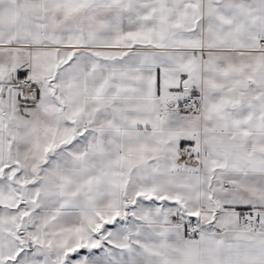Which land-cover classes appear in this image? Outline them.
I'll return each mask as SVG.
<instances>
[{
    "label": "snow or ice",
    "instance_id": "snow-or-ice-1",
    "mask_svg": "<svg viewBox=\"0 0 264 264\" xmlns=\"http://www.w3.org/2000/svg\"><path fill=\"white\" fill-rule=\"evenodd\" d=\"M0 264H264V0H0Z\"/></svg>",
    "mask_w": 264,
    "mask_h": 264
}]
</instances>
